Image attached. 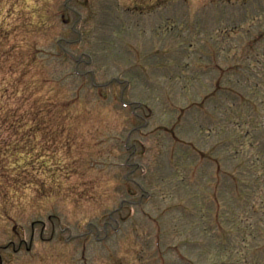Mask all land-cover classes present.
Returning <instances> with one entry per match:
<instances>
[{
  "label": "rangeland",
  "instance_id": "obj_1",
  "mask_svg": "<svg viewBox=\"0 0 264 264\" xmlns=\"http://www.w3.org/2000/svg\"><path fill=\"white\" fill-rule=\"evenodd\" d=\"M0 264H264V0H0Z\"/></svg>",
  "mask_w": 264,
  "mask_h": 264
}]
</instances>
